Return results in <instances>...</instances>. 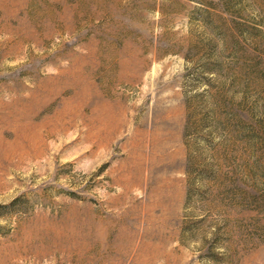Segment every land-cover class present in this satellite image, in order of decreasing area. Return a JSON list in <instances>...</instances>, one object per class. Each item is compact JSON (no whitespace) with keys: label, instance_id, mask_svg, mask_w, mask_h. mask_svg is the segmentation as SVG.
Here are the masks:
<instances>
[{"label":"rangeland","instance_id":"1","mask_svg":"<svg viewBox=\"0 0 264 264\" xmlns=\"http://www.w3.org/2000/svg\"><path fill=\"white\" fill-rule=\"evenodd\" d=\"M0 264H264V0H0Z\"/></svg>","mask_w":264,"mask_h":264},{"label":"bare ground","instance_id":"2","mask_svg":"<svg viewBox=\"0 0 264 264\" xmlns=\"http://www.w3.org/2000/svg\"><path fill=\"white\" fill-rule=\"evenodd\" d=\"M68 73H69V72H68ZM71 73H72V72H71ZM71 73H70V74H71ZM28 118H29V117H28ZM21 119H22V118H21ZM30 119H32V118H30ZM28 123H31V122H27L26 124H28ZM35 130H36V129H35ZM16 143L18 144V142H16ZM13 145H14V144H13ZM15 147H16V146H15Z\"/></svg>","mask_w":264,"mask_h":264}]
</instances>
